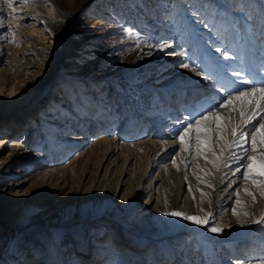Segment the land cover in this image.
Instances as JSON below:
<instances>
[{"label":"rangeland","instance_id":"rangeland-1","mask_svg":"<svg viewBox=\"0 0 264 264\" xmlns=\"http://www.w3.org/2000/svg\"><path fill=\"white\" fill-rule=\"evenodd\" d=\"M235 3L29 0L21 4L14 0L13 13L0 0V25L10 24L14 29L8 36L12 42H5L7 29L0 26V233L7 239L13 231L22 236V254L33 257L27 264H54L48 230L31 217L57 205L66 211L65 223L58 227L65 244L58 253H63L59 255L63 264H223L235 257L246 264H260L264 223L254 221L264 217V211L259 212V200L264 202V197L254 188L256 202L242 192L240 199L247 207L235 205L233 195L228 212L233 215L235 207L240 213L232 216L236 223L212 233L164 215L174 210L168 206L173 194L155 183L133 208L139 214L150 195L159 200V206L153 205L140 218L147 219L149 227L142 233L124 231L123 218L130 217L125 212L137 190L136 183L123 186L127 180L124 170L131 169L135 180L144 174L148 163L143 154L151 134L159 130L166 135L172 128H159L150 121L159 105L169 100L151 87L160 72L158 57H154L156 45L179 48L219 91L225 89L221 99L237 88L249 87L234 84L233 72L257 85L264 79L263 14L258 15L250 1ZM217 47L229 58L217 53ZM199 101L183 103L178 120L207 109ZM76 105L84 110L83 123ZM115 136L142 158L132 166L106 162V140ZM76 137L81 140H72ZM179 156L175 155L177 165ZM202 161L196 159L186 177L198 189L214 193L196 179L197 165L205 167ZM171 183L174 186V180ZM91 185L96 187V201L87 214L81 211L73 221L74 200L82 198ZM245 186L252 187L250 182ZM26 194V199H20ZM114 197L117 206H122L120 216L111 204ZM192 199L197 205L198 196ZM158 219L165 221L164 231ZM83 242L88 248L82 247ZM233 243L236 246H230ZM0 244L2 248L6 242ZM205 245L213 249L214 256Z\"/></svg>","mask_w":264,"mask_h":264},{"label":"bare ground","instance_id":"bare-ground-1","mask_svg":"<svg viewBox=\"0 0 264 264\" xmlns=\"http://www.w3.org/2000/svg\"><path fill=\"white\" fill-rule=\"evenodd\" d=\"M247 2L250 1L252 8L255 10V12L258 15H262L261 21H264V0H246ZM233 4L237 6L235 3V0H233ZM240 11V10H237ZM167 22V21H166ZM264 25V23H263ZM54 41L51 42V45H54ZM161 46L168 45V47H163L161 50V47H156L154 51V57H158V64L160 65V72L157 79H155L151 84V87L156 90H161L165 93V95L168 97V102H163L159 105L157 110L159 111L157 114L151 116L150 121L158 124L159 128L161 126H167L168 128L172 127L171 130L169 129L166 135L158 130L156 133H152L151 137L146 144V148L144 150V157L147 159L148 167L145 170L144 174L139 176V178L133 179V176L130 175L131 169H125V178H127L126 182H123V186H126L127 184L129 186H133L134 183H136L135 187L137 188L131 202L130 208L125 212V214L130 215V217L126 218L124 217V223H126V229L124 231L126 232H134V233H142L145 229L149 227L148 220L145 218L140 219L143 215V212H145L147 209L151 208L153 205L159 206V200L156 201V199H152L151 195L148 198L147 202L143 203V212L137 214V210H133V208L137 207L143 199L145 195H149V193L153 190V186L155 183H161L162 186H166V188L169 191H172V197H170V201L168 206L173 207L174 210H178L181 212H185L189 215H195V216H202L204 215L203 212H201V209H206L210 211L213 214L214 219L211 221L212 224H215L218 227H228L230 223L235 224L236 221L232 217L233 215L228 212V209L231 205L233 194L231 193L233 189H235L238 185L243 183L245 186L246 182H241L239 179V176L232 177L231 174L227 177L223 178V181L220 179H214L213 183L215 185L214 193L211 191H204L205 193H209V196L202 197L199 192L196 191L198 189V186L195 185L193 180L186 177L187 171L189 168H193L192 163L185 172L183 170V164L182 159L185 157L186 153L183 151H180L179 154V164L173 165L171 163V157L174 154V149L179 148L178 141L173 140V136L175 135L176 131L181 129L183 126L181 123H176L178 121V116L180 114V109L185 102H190L193 100H200L202 105H204L206 108H210L213 105H216L218 101L221 99L222 92L219 91V89L210 81L211 79L209 76L204 74L199 68L195 66V64L191 63L189 60H187L181 50L177 47H174L173 44H166L161 43L158 44ZM169 53H175L169 54ZM149 60V57L147 56L144 58V62H147ZM151 62V61H150ZM187 63L189 65L188 68H184L181 65ZM197 72H201L202 75H198ZM172 95L173 97H170ZM219 97V100L217 99ZM183 98V99H182ZM13 101V98H12ZM199 101V102H200ZM89 102V101H88ZM171 103V104H170ZM168 104V106H166ZM172 106L170 108L168 114L166 115V111L168 107ZM252 107H255V104L253 103ZM77 111L82 117V123L84 122L83 119L85 118L84 110H81V107L76 105ZM107 107H101L98 109H101L103 112H107ZM97 109V110H98ZM96 110V109H95ZM222 113L228 112L226 109H220ZM235 119L234 122L238 121L239 116L238 113L233 114ZM264 115V114H261ZM90 117V116H89ZM92 120V118H90ZM166 127V128H167ZM66 140V137H64ZM6 140V139H5ZM68 140V139H67ZM75 142L78 140H81V138L76 137V139H72ZM6 144V141L3 142ZM105 159L107 161H114L117 164L120 162L125 163L126 165L129 163L128 166H132V162H135L137 160H140L142 156L139 155V153H136V151H132L128 149L125 144L122 142L121 137L115 136L112 139H107L105 143ZM178 158V157H177ZM203 160V159H202ZM199 161V160H198ZM203 162V161H202ZM201 162V163H202ZM110 163V162H109ZM198 163V162H197ZM205 167L206 164L203 162ZM201 166V165H200ZM199 166V167H200ZM204 167V166H203ZM233 167H236V165H233ZM202 168V167H201ZM227 171V170H226ZM155 174V177L153 175ZM195 175H202V173L196 172ZM183 176L185 177L183 179ZM229 179H235L236 184L233 185L232 188L228 187V181ZM171 180H174V186L171 183ZM193 181V182H192ZM173 182V181H172ZM102 183V180L99 182ZM94 185H91L87 188V190L83 193L82 198H78L74 200V210L76 212L75 217H72L76 221L78 219V214L82 212L88 213V209L91 205L94 204L96 201V198H93V193L95 191ZM189 188L191 190H189ZM143 189V192L140 193V190ZM167 190V191H168ZM243 192V189L241 188V192ZM194 195V198L198 196L197 199V205H193L192 196ZM24 195L20 197V199H26ZM139 200V203L136 204V202ZM209 200L211 201V204H209ZM260 203V211H264V202ZM112 206L114 208V211L119 216L122 214V206L121 204H118L116 197L113 198ZM80 209V210H78ZM86 209V211H83ZM139 209H141L139 207ZM145 209V210H144ZM158 209H156L157 211ZM65 213L66 211L61 207V205H57L55 208L51 210H47L42 214H39L37 216H32L33 219L32 222H35L40 227L46 228L48 230L49 237L48 245L49 248L52 250V252L55 254L56 260L53 262L54 264H63L64 260L59 259V255L63 256V253L61 252L59 255V250H61L63 247H65V244L62 240V234L58 227L61 224L65 223ZM179 222H185L182 218L176 217ZM70 219V218H68ZM158 227L161 228L162 231L165 230V221H161V219H158L157 221ZM191 223V222H190ZM148 225V226H146ZM192 229L196 230H203L205 227L201 226H195V224H192ZM142 231V232H141ZM164 232H162L163 234ZM7 234H5L6 236ZM8 239L4 237V235H1L0 233V242H6L5 246H2L0 248V264H27L30 260H32V254H28L26 256L25 254H22L20 247H21V241L22 236L19 235L18 232L13 231V233L9 236L7 235ZM6 238V239H5ZM1 245V244H0ZM86 246L88 248V245H86L84 242L82 243V247ZM105 245L100 246L101 248H104V250H107V247H104ZM230 246H236V243H233ZM59 248V249H58ZM79 248V247H78ZM205 250L207 252H210L214 256L213 249L210 248V246L205 245ZM26 256V257H25ZM236 256V255H235ZM8 259H7V258ZM30 258V259H29ZM215 259V257H214ZM217 259V258H216ZM156 260V259H155ZM236 261H240L239 258H231L229 260H226V262L223 264H235ZM90 263V262H89ZM93 263V262H91ZM220 263V262H219ZM77 264V263H73ZM222 264V263H220Z\"/></svg>","mask_w":264,"mask_h":264},{"label":"snow or ice","instance_id":"snow-or-ice-1","mask_svg":"<svg viewBox=\"0 0 264 264\" xmlns=\"http://www.w3.org/2000/svg\"><path fill=\"white\" fill-rule=\"evenodd\" d=\"M9 9H13L14 0H4ZM21 4H28L29 0H20ZM14 13V9H13ZM7 29L3 35L5 42H12L8 39L9 34H14L12 25H0ZM156 47H168V45H156ZM217 53H222L225 59L228 54L217 47ZM175 54V53H169ZM188 68L189 65H181ZM264 71V69H262ZM202 75L201 72H197ZM237 77L234 84L248 85L247 88H237L234 92H229L222 99L210 108L197 114L195 117L181 118L176 123L183 126L176 131L173 140L178 141L179 148L174 149L171 163L177 165L175 155L180 151L186 153L182 159L183 170L186 172L193 159H203L206 166L201 168L197 165V171L202 175H197L196 179L207 187L214 188V179L223 181L229 173L232 177L239 176L241 182H250L252 187H246L241 183L233 190L236 197L234 204L247 207L240 199L241 188L246 196L251 197L253 203L256 202V192L264 197V79L257 85L251 78H240L239 72H233ZM225 89L221 88V92ZM255 104L253 108L252 105ZM220 109L228 110L227 114ZM238 113L239 119L234 122V115ZM236 165V167H233ZM177 167H179L177 165ZM227 170V171H226ZM236 184L235 179H229L228 187L232 188ZM189 190H191L189 188ZM201 196H209L202 189H198ZM209 204L211 201L209 200ZM202 216L189 215L185 212L173 210L165 212L164 215L182 218L192 224L202 225L207 231L221 233L224 229L212 224L213 214L201 209ZM233 215H239L235 207L232 208ZM248 215L247 212L243 213ZM255 223H264V217ZM235 264H246V262L236 261ZM260 264H264V258Z\"/></svg>","mask_w":264,"mask_h":264}]
</instances>
